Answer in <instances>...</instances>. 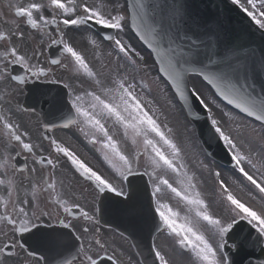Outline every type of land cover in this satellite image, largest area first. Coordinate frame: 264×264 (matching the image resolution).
<instances>
[{
    "label": "snow or ice",
    "instance_id": "6c2138e0",
    "mask_svg": "<svg viewBox=\"0 0 264 264\" xmlns=\"http://www.w3.org/2000/svg\"><path fill=\"white\" fill-rule=\"evenodd\" d=\"M233 3H239V0H233ZM247 3L252 9L258 11L259 17L264 18V0H259L258 8L257 0H247ZM8 7L10 12L14 11V15L21 18L31 29L48 36L53 45H61V56L66 54L70 58L72 70L76 73H83L92 81L91 90L85 89L81 85L82 91L79 93L72 90L70 84H64V87L70 90L69 95L72 99L69 103L75 115L71 116L62 127L69 128L76 125L85 137H90L91 143L100 144L104 150V160L115 170L120 178V183H113L112 180L88 167L75 152L62 146L57 140L46 138L50 139L55 152L67 158L80 177L94 187L97 196L114 193L117 197H126L131 200L137 194V190L132 186L129 178L148 176L149 183L152 185V197L157 198L158 201L159 196L165 190L170 191L185 203L189 212L194 213L195 219L185 218L184 224L175 222L176 213H173L171 209L168 213L161 211L159 215L163 227L173 236L175 243L180 249L190 253L197 264H234L229 252L226 251L229 248V241H231L233 252H239L242 247L247 246V243L250 242V233L248 238L239 235L242 231L243 222H246L258 234L256 243L264 241V152L255 155L252 152L245 153L237 139L232 135L231 129L226 132L218 120H211L215 133L231 149V158L235 162L238 173L244 181L248 182L247 185L238 182L240 192L244 193L245 189L251 186L260 194V207H255L250 202L256 200L251 190L246 193L249 197V200L246 201L241 195L235 193L224 179H221V173L217 171L213 173L219 189L216 195L218 202H222L224 205L225 215L216 216L211 211V207L203 194L197 190L195 173H190L184 162L183 149L176 139L174 129L169 127L167 123L160 121V117L156 114L159 110L150 107L153 101L145 100L136 92L137 84L129 79L127 74H121V69L124 68V65L119 63L121 54L126 58L128 64L135 67L139 66L137 59L133 58V54L141 61L144 57L136 52L130 44H126L122 37L107 35L105 39L112 42L116 52L115 75L111 74L113 70L107 64H102L101 70L97 72L88 64L84 55L65 39V32L61 25L69 29L79 30L91 23L95 26H101L103 29L115 30L117 33H124L126 27L130 26L137 28L139 32L137 9L145 16L147 15L148 4L145 3V0H135V3L128 5L132 9L130 16L127 14L125 5L120 4L119 0H108L107 4H89L87 0L80 3H77V0H66V2L48 0L47 5L31 2L27 6H18L9 3ZM46 7H50L52 10L51 18L43 14ZM244 10L260 29H264V19H258L255 11H249L248 8ZM51 26H55L57 38L51 37V33L48 31ZM145 27L152 37V42H146L157 53L159 59V72L167 77V81L170 82L181 99L187 100L185 92L187 74H196L214 87L216 92L229 104L235 105L248 117H255V120L259 121L262 129H264V99L255 98L249 91L254 85L247 83L250 72H258L260 76L264 77V58L258 65L254 64L250 69L238 54H232L210 59L209 63L214 65V69L198 72L195 65L201 61L199 60L200 49L197 40H191L186 36H177L174 39L169 32L163 29L162 24L158 31L157 26H153L147 20ZM139 34L141 39L145 38L143 33ZM13 37H17L15 32L11 35L0 32V41H7L9 45L12 44ZM17 38L23 40L24 33L20 32ZM182 39H189L191 42L187 47H184L176 42ZM92 43L95 44L96 42L93 40ZM108 55L111 56L112 53L110 52ZM36 57L37 52L35 50L31 55H28L12 45L0 54V61H2L0 62V81L10 80L22 84L28 81L29 76L39 80L41 77H48L53 74L52 68L46 69L32 63ZM50 64L65 69L69 67L68 64L62 63L59 58L52 59ZM11 65L23 67L25 75H13ZM204 67L207 68L208 65H204ZM51 82L56 83L57 81L52 80ZM191 94L193 96L199 95L195 85L192 86ZM12 95L14 93L10 90L0 93V102L10 103ZM200 102L204 103L202 99ZM24 110L28 111L27 108ZM209 111L211 110L209 109ZM108 121L112 122L114 128H119L123 137L131 142L135 149L131 157L122 150L120 142L114 138V132L109 131ZM0 126H2L4 138V150L3 153H0V169L4 170L6 177V179H0V185L7 189V197L0 196V205L4 208V212L0 214V264H14L13 258L18 255L16 251L18 248L27 252L28 257L34 258L38 264H49L46 256L37 257L35 252L26 249L24 243L16 239V236L24 233L31 234L33 229L38 228V221L44 217L51 219L54 212L57 213L55 219L62 228L73 229V234H75L74 225L71 222H65L58 215L59 208H62L65 213L72 211L68 206V201L62 198L61 193L57 192L55 169L58 161L44 156L37 158L36 146L30 142L29 133L27 131L21 132V125L2 113H0ZM44 129L46 132L51 131L47 124L44 125ZM242 129L248 130L252 135L264 138V132H257L250 125L238 124L237 131ZM24 137H29V142H26ZM12 148L18 149L15 156L10 154ZM22 152L31 154L36 158V163L44 164L46 162L47 166L51 167L52 171L48 173V178L43 181V192L49 193L51 204L45 203L47 198L38 194L37 184L32 185L31 199L28 198V192H25L24 198L18 196L15 173H21L22 180L29 179L28 176L22 175L27 171V166L17 169L14 163L16 157ZM141 157L144 158V170L142 172L140 171ZM246 167L251 171L246 170ZM9 168L12 170V177L8 176ZM31 172L35 173L36 169L32 168ZM168 173L175 177V186L166 178ZM124 182L128 183L129 188L132 189L131 192H125ZM53 205L57 207L54 208ZM73 207L80 206L76 204ZM162 207L167 206L163 205ZM157 211H159V207ZM81 212L84 219L91 225L100 223L99 219L89 215L83 209ZM201 222L208 228V232L201 230ZM49 227L52 225L49 224ZM81 232L82 235H75V239L80 242L77 255L83 257L80 264H102L94 258L93 254H90L94 252L95 255H99L100 251L105 253L108 251V245L102 242L99 236V228L84 226ZM46 239L52 247H56L62 242V234L56 233L54 230L48 234ZM85 239L88 241L87 246L84 243ZM151 251L154 253V264L156 262L169 264L165 254L155 245L152 246ZM107 259L112 264H121L115 250L107 256ZM24 264H30V262L26 260Z\"/></svg>",
    "mask_w": 264,
    "mask_h": 264
},
{
    "label": "flooded vegetation",
    "instance_id": "af4514ba",
    "mask_svg": "<svg viewBox=\"0 0 264 264\" xmlns=\"http://www.w3.org/2000/svg\"><path fill=\"white\" fill-rule=\"evenodd\" d=\"M37 3H43L45 5L48 4L47 0H36ZM119 3L121 4V0H119ZM46 17L51 18L52 16V10L50 7H46L43 13ZM22 24L19 22V25ZM55 27V26H54ZM49 31V28H48ZM50 32V31H49ZM51 33V32H50ZM51 43V41H50ZM26 49L28 50V55H31L32 52L35 50L37 52V57L34 59V64L38 65V61H46V53L47 49L42 48L41 46H36L31 48V46H27ZM57 54L60 56V59H66V56H61L62 46L59 45L57 47ZM52 68L53 74H50L48 77H41L39 80H37L33 76H29V79L26 83H32L34 81H43V82H51L52 80H59L64 83L70 84L72 88H75V92L79 93L82 91L81 85L85 89H92V86L89 87L85 83L86 75L82 74V78H80L79 75L75 74L74 72H68L63 73L60 72L59 68H53L49 64L46 63V69ZM82 81V83H81ZM81 83V84H80ZM12 91L14 95L10 97V103H4L0 102V113L3 115H6L10 118V120L18 123L21 125V132L27 131L29 133L30 142L34 144L36 157L44 156L47 158H51L55 161H58L57 168L55 169V177L57 180V192L62 194V198L68 201V206L73 209V205L78 204L80 207H78L80 210L83 209V211H86L89 213V215L95 216L97 219H99V212H98V202L101 197H104L105 199H108L109 201L104 207L105 215L110 216L111 218H114L116 213H118V208L116 206V196L114 193H106L100 196H97V192L94 190V187L90 185L89 182L85 181L82 177H80L79 173L74 170L73 166L68 164L63 156L61 154H58L55 152L54 148L51 146L50 139H55V131H43L42 129V123L36 114L33 113H27L24 112L21 109V90L22 87L15 84L12 81H0V93H3L5 91ZM69 93V90H68ZM11 109V110H9ZM109 123V131L111 129L112 122L108 121ZM74 135L71 138L72 143H75L79 146L83 147V160L84 163L91 167L93 170L100 173L102 176L112 180L113 183L119 184L120 178L115 173V170L111 168V166L104 160L103 156V148L100 144H94L90 142V137H85V135L80 131V128L78 126L73 127ZM29 137H24L26 142H29ZM49 137V138H46ZM81 141L85 143V145L81 144ZM62 146L61 142L57 141ZM3 130L2 126H0V153H3ZM18 149L12 148L10 149V154L12 156L16 155V151ZM20 157V158H19ZM19 157H16V160L20 164L21 168H24L25 165L27 166V171H25L22 175L28 176V180H22L21 179V173L16 172L15 173V179L17 180V194L20 198H24L25 192L29 193L28 198L31 199V191H32V185L37 184V192L41 197H46L45 203L51 204V197L49 193L43 192V181L48 178V173L52 171L50 166H47L46 162L44 164H38L35 162V159L31 154L29 153H21ZM61 157L64 161L61 160ZM15 163V162H14ZM35 168L36 172H31V169ZM144 167L141 166L140 171H143ZM8 176L12 177V170L9 168L8 170ZM75 177L78 178V180H75ZM148 177V176H147ZM149 178V177H148ZM0 179H6L4 175V170L0 169ZM60 181H63V183H60ZM124 190L125 186L123 184ZM0 196L7 197V189L0 185ZM53 207H57L53 205ZM4 212V208L2 205H0V214ZM56 212H54L53 217L49 219L48 217L42 218V220L38 221L39 226H46L49 227V224L52 225V227H58L61 229V231H72L73 229H64L62 226L56 221L55 216ZM58 215L61 219H64L65 222H71L74 225V229L79 233L82 234L81 229L84 226H90L93 228H99V225H91L88 221H86L82 215V212L80 213V218L75 219L74 213L71 211V213H65L62 208L58 209ZM79 220H82L85 222L86 225H83L79 223ZM100 220V219H99ZM74 231V230H73ZM101 232L99 228V233ZM19 236V234H17ZM16 236V237H17ZM31 264V263H30Z\"/></svg>",
    "mask_w": 264,
    "mask_h": 264
},
{
    "label": "rangeland",
    "instance_id": "374dc122",
    "mask_svg": "<svg viewBox=\"0 0 264 264\" xmlns=\"http://www.w3.org/2000/svg\"><path fill=\"white\" fill-rule=\"evenodd\" d=\"M239 3L244 7L250 9L251 11H255L259 19H264L262 17H259L258 11L252 9V7L248 5L247 0H239ZM258 5L259 3L257 0V8L259 7ZM10 15L11 14L10 13L8 14V11H0V22L4 18H9ZM119 36L123 38L126 44H130L136 50V52H138L141 56L144 57V59L141 61L139 60L138 57H136L133 54V58L137 59V63L139 66V67H135L128 64L126 62V58H123L122 57L123 55L121 54L122 59L119 61V63L124 65V68L121 69V74H127L129 79H132L133 82L137 84L136 92L141 96H143L145 100L153 101V104L150 105V107H152L153 109H158L159 111H157L156 114L160 117V121L162 123H167L169 127L174 129L175 136L179 144L181 143V140L183 141L189 140L190 137L194 136L195 132L191 135L188 129L186 128L187 125L185 124V120L182 117V115L179 114L180 112L179 106L176 104L175 99L168 90L167 86L166 85L162 86L152 75L153 67L151 66L150 63L151 61L148 55L142 50V48L136 46L135 40L130 35L127 27L124 33H119ZM78 41L83 42L85 46H88L91 39L89 36L86 35V33L85 34L78 33ZM103 52L109 53L110 51L106 48L104 49ZM112 54H116V52L112 51ZM112 56L114 55L109 56L108 54H106L105 59L103 60L96 59L94 62L92 61H87V62L92 67V69H101L102 64H107L113 70L111 73L113 75L115 74L117 62L115 58H112ZM192 81L199 95L211 108L212 110L211 118L213 116V119L218 120L220 122V126L226 132L231 129L235 133L234 135L244 134V136L246 137V134H248V136L256 137L259 141H261L264 144V138H262L261 136L252 135L246 129H242L239 132L237 131L238 124L250 125V127L255 128L257 132H264L262 128L253 125V123H250V121L248 120L246 121V119L244 120L239 118L238 116L235 117L233 115H229V111L226 112L223 106L219 105L216 101L215 103H213L214 99L212 98L209 89L202 84L201 80H199L198 78H192ZM229 117H233L235 119H230ZM241 143H239L241 145L240 147L245 153L252 152L255 155V150L257 151L256 144L252 145L255 148L254 149L252 146L249 145V143L247 148L244 146L242 147L244 142L241 141ZM258 145L260 146V143H258ZM261 152H264V145L263 147H261ZM185 164L187 165L190 173L191 172L195 173L196 176L195 182L198 185L197 190H199L203 194V197L205 198L207 203L210 202L211 201L210 196L212 194H208L205 188L209 185V183H212V179L210 181L206 177L202 179L198 174L197 168L195 166L189 163H185ZM200 165L205 175H208V173L210 174L213 168L214 169L217 168L212 164H210V167L206 166V164L201 160H200ZM204 174H201V176L203 177ZM222 174H223V179L226 181V183L235 193L241 195L246 201L249 200V197L246 195L247 192L241 193L239 187H237L238 182L236 181V179L233 176H229L230 172H225V173L223 172ZM166 178L169 179V182L173 183L175 186V177L171 173L166 174ZM252 194L256 197V199H260L259 196H256V193L254 191H252ZM250 202L253 203V201ZM163 205H166L167 207H162ZM159 206L160 209H162L166 213H168L169 209H171V211L179 212L180 216L179 218H177L178 224H184L186 222L185 218H190L193 220L195 219L194 213L189 212L188 207L185 205V203L181 201L179 198L175 197L174 194H172L171 192H170V196H167L166 199L164 196ZM254 206L260 207V205L258 204H254ZM220 208L221 210H223L222 204L220 205ZM200 227L202 231L208 232V228L204 226L203 222H201ZM166 239L168 240V242H171L170 243L171 246H175L176 243L174 238H167L166 236L165 239H160L158 241L160 247L165 248L162 250L166 258L169 260V264H197L194 257H192L190 253H182L179 248H168L167 245L165 244ZM129 255L132 258V255L130 253ZM19 258L20 256L18 255L15 258H13L14 264L19 260Z\"/></svg>",
    "mask_w": 264,
    "mask_h": 264
}]
</instances>
